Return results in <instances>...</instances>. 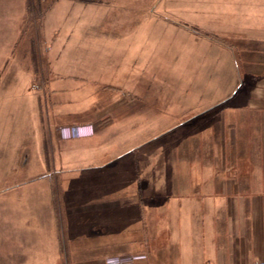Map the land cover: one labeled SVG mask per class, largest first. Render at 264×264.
<instances>
[{
	"label": "crops",
	"instance_id": "obj_1",
	"mask_svg": "<svg viewBox=\"0 0 264 264\" xmlns=\"http://www.w3.org/2000/svg\"><path fill=\"white\" fill-rule=\"evenodd\" d=\"M242 2L215 0L214 5H203L222 22L210 33L221 36L228 45L204 38L206 42L198 43L197 52L200 56L219 55L223 71L213 68L219 62L214 56L206 72L209 77H220L202 88V95L209 96L205 104L185 108L183 114L188 119H182L179 125L186 127L173 130L178 125L166 133L174 138L161 141L160 133L136 142L137 120L149 123L157 113L152 111L151 87L132 84L133 97L143 93L139 98L143 99L144 112L136 111L135 99L126 106L129 145L122 150L119 131L111 133L125 124L120 113L114 111H120L121 106L120 100H115L111 106L93 112L108 120V130L81 138L86 140L85 145L74 146L80 153L94 148L100 151L98 165H94V156L89 166L98 169L93 172L98 174L94 182L82 184L80 180L77 186L70 183L64 202L75 230L79 229L77 233L81 235L84 232L80 229L87 227L95 236L97 244L91 246L103 252L96 264L124 251L145 255L136 264H264V19L263 15H252L263 14L264 0ZM55 91H49L44 100L27 85L0 86V167H24L25 157L43 156L48 161L52 153L63 165L66 159L61 157L68 140L59 138L57 128L83 124L97 129L100 125L99 120L90 123L91 116L66 121L67 107L55 110L65 104L53 101L59 95ZM76 109L80 112L84 108ZM110 110L111 120L107 115ZM20 185L1 186L0 194ZM104 186L115 192H99ZM51 196L55 212V194ZM106 203L113 204L127 224L111 229L107 233L112 238L105 240L107 220L102 219L100 211ZM43 204L44 218H51L44 199ZM19 207V201L6 200L1 202L0 213L12 215ZM4 228L8 224L1 232ZM157 240L160 248L152 251ZM80 246L76 245L74 252ZM83 264H95V260L87 259Z\"/></svg>",
	"mask_w": 264,
	"mask_h": 264
},
{
	"label": "rangeland",
	"instance_id": "obj_2",
	"mask_svg": "<svg viewBox=\"0 0 264 264\" xmlns=\"http://www.w3.org/2000/svg\"><path fill=\"white\" fill-rule=\"evenodd\" d=\"M214 1L0 0V86L27 85L44 100L49 91L56 90L53 93L59 95H55L53 101L65 104L56 106L55 110L64 111L67 107L66 121L85 120L88 116H91L90 123L100 121L97 129L87 126L88 134L81 136L64 137L61 128L84 127L83 124L57 128L59 138L68 140L61 157L66 159L63 165L58 161L59 156L52 153L48 161L43 156L25 157L24 167L4 164L0 167V187L22 184L5 195L0 194V206L6 200H17L20 205L16 212L13 209L12 215L0 213V264H83L87 259L95 260L96 264L97 257L100 263L103 252L91 246L97 244L95 236H91L87 227L80 229L84 232L81 235L77 233L79 229L73 226L70 210L64 207L65 191L70 183L77 186L80 180L81 183L94 182L98 174L93 172L98 169L89 166L94 156V165H98L100 151L94 148L89 153H80L75 147L85 145L86 140L81 138L108 130V120L93 112L115 100H120L121 106L120 111L116 108L114 111L120 113L121 123L124 120L125 124L111 133L119 131L122 150L129 145L126 106L135 99L136 111L144 112L143 99L139 98L143 93L133 97L132 84L151 87L152 111L157 113L149 123L141 124L143 119L137 120L136 132L133 130L136 142H144L160 133L161 141L175 137L166 133L188 119L186 113L183 114L185 108L206 103L209 96L202 95V88L220 77H209L206 72L217 54L200 56L197 52L198 43L203 44L205 39L217 42L209 37L213 35L209 30L222 22L203 6L214 5ZM252 15H263L264 19V12ZM214 35L227 43L221 36ZM202 57H207L203 63L199 62ZM214 59L219 62L213 68L222 73L223 58L217 55ZM78 107L84 109L77 112ZM109 112L106 114L111 120L113 115L111 110ZM183 127L186 126L179 125L173 130ZM98 191L114 193L115 189L104 186ZM51 193L55 194V212ZM35 198L41 205L36 204ZM43 199L51 218H44ZM112 205L106 203L100 209V216L107 220L105 240L112 238L111 233H107L112 232L111 229L115 231L121 224H127L121 221L118 210ZM107 207L113 208L105 211ZM73 216L77 220L78 216ZM5 224L8 228L1 232ZM158 241L152 251L160 248ZM76 245L81 246L74 252ZM85 248H88L87 258ZM119 256L134 257L131 263L123 264H136L145 259L143 254L128 251L116 257ZM109 259L102 260V264H108Z\"/></svg>",
	"mask_w": 264,
	"mask_h": 264
},
{
	"label": "built area",
	"instance_id": "obj_3",
	"mask_svg": "<svg viewBox=\"0 0 264 264\" xmlns=\"http://www.w3.org/2000/svg\"><path fill=\"white\" fill-rule=\"evenodd\" d=\"M88 128L87 127H73V128H61V133L64 137H67L69 135L73 136H81V135H86L88 134L87 132ZM136 258V257H135ZM140 257H138L139 259ZM134 257H128V256H119L115 258H111L108 261V264H123V263H131Z\"/></svg>",
	"mask_w": 264,
	"mask_h": 264
},
{
	"label": "trees",
	"instance_id": "obj_4",
	"mask_svg": "<svg viewBox=\"0 0 264 264\" xmlns=\"http://www.w3.org/2000/svg\"><path fill=\"white\" fill-rule=\"evenodd\" d=\"M209 37H211L212 39H215L218 43H221V44L223 43V44L228 45L227 43L223 42L221 39L216 38L215 35H209ZM236 92H237V91H236ZM236 92H235V93H236Z\"/></svg>",
	"mask_w": 264,
	"mask_h": 264
}]
</instances>
